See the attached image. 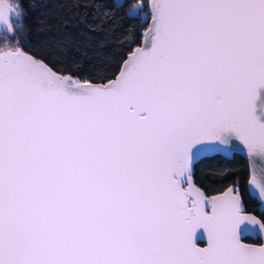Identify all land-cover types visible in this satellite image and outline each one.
I'll return each instance as SVG.
<instances>
[{
	"label": "snow or ice",
	"instance_id": "1",
	"mask_svg": "<svg viewBox=\"0 0 264 264\" xmlns=\"http://www.w3.org/2000/svg\"><path fill=\"white\" fill-rule=\"evenodd\" d=\"M151 8L145 46L102 85L0 49V264H264L238 190L208 199L190 179L206 141L264 162V0ZM14 12L0 0L9 32Z\"/></svg>",
	"mask_w": 264,
	"mask_h": 264
},
{
	"label": "trees",
	"instance_id": "2",
	"mask_svg": "<svg viewBox=\"0 0 264 264\" xmlns=\"http://www.w3.org/2000/svg\"><path fill=\"white\" fill-rule=\"evenodd\" d=\"M20 13L10 34L0 30V46H20L54 70L89 81H104L118 71L127 53L140 42L148 16L129 11L137 0H14ZM194 181L205 193L235 183L246 210L264 222V212L248 194L247 162L232 157L205 155L193 165Z\"/></svg>",
	"mask_w": 264,
	"mask_h": 264
},
{
	"label": "water",
	"instance_id": "3",
	"mask_svg": "<svg viewBox=\"0 0 264 264\" xmlns=\"http://www.w3.org/2000/svg\"><path fill=\"white\" fill-rule=\"evenodd\" d=\"M151 3H152V0H146V9L149 12V15H148L147 23H146L145 27L141 31V39H140V42L137 45H135L127 53L126 57L122 60L118 71L111 78H108V79H106L104 81H89V80L77 78V77H75V76H73V75H71L69 73L58 72V71L54 70L50 65H48V66L51 67L52 70L54 72H56L57 74L64 75V76H69L73 80H75L77 83H81V84H83L85 82H89V83H91L93 85H102V84L107 83L109 80H113V79L117 78V76L119 75V73H120V71L122 69L123 62L128 59L129 55L135 49L142 48L146 44V39H147V36H148V30L150 29V26L152 24V20H151V12H152ZM14 7H15V5H14ZM15 9H16V7H15ZM16 11H17V9H16ZM16 18H17V15H15V12L12 13V15H11V21L13 19H16ZM0 30H3L7 34H10L12 32V31L9 32L3 25H0ZM16 47L21 48L25 53L33 56L37 60H42L41 58H37L33 54H31L30 52L24 50L20 46H15V47H0V49H8V48H16ZM42 61L44 63H46L44 60H42ZM258 109L261 112H264V91H262V98H261V100L258 101ZM198 147H199V151L196 153V156H195V158L193 159V161H192V163L190 165V179H191V182L194 184V186L197 187V188H199L204 193V195H205L206 198L211 199L212 197L219 196V195L225 193L229 188L237 189L238 192H239V194H240V191L238 189V186L235 183H230V184H228L226 187H224L220 191L211 193L209 195L206 194L204 192V190L198 184H196V182L194 181V175H193V171H194L193 165H194V163L199 158H201L202 156H205V155H211V154H214V153H219V154H221L223 156L229 157V156H231V154L233 152H237V153H239L240 155H242L244 157V159L247 162V166H248V176H247V181H246V190H247L248 194L250 196H252L258 202V206H257L258 207V210L260 212H264V200L261 199L259 190L254 185H252V183H251L252 178H253V172L254 171H255V174H256L257 179H261L262 177H264V167L261 166L262 164H264V162H261L258 159H256L255 162H254L253 157H250L249 156V154L247 152V149H246V146H244L243 143L241 141L237 140V139H233L229 145H219L215 141H206L202 145H199ZM185 187H187V185H185ZM240 196H241V194H240ZM242 212L245 215H253L259 221L262 222L261 218L255 212H253L251 210H246L245 209L244 204H243V200H242ZM244 236L259 237L260 238V241L259 242L248 241V240H245L244 239ZM241 239H242V242H244V243L251 244V245H257L258 246V245L264 244V232H262L261 230H258V229H254L252 226H250L248 224H245L241 228ZM199 241H202L203 243H200ZM206 242H207L206 241V234H205L204 230L201 229L197 233V243L199 244V246H206Z\"/></svg>",
	"mask_w": 264,
	"mask_h": 264
},
{
	"label": "rangeland",
	"instance_id": "4",
	"mask_svg": "<svg viewBox=\"0 0 264 264\" xmlns=\"http://www.w3.org/2000/svg\"><path fill=\"white\" fill-rule=\"evenodd\" d=\"M10 1L15 5L14 0H10ZM129 11L133 13H138L142 19H145L149 15V12L146 9V0H137L136 3L130 6ZM8 46L11 45H3L0 47H8Z\"/></svg>",
	"mask_w": 264,
	"mask_h": 264
},
{
	"label": "flooded vegetation",
	"instance_id": "5",
	"mask_svg": "<svg viewBox=\"0 0 264 264\" xmlns=\"http://www.w3.org/2000/svg\"><path fill=\"white\" fill-rule=\"evenodd\" d=\"M233 153L231 154V156L229 157H232ZM243 157V156H242ZM206 194H211V193H206ZM257 206H258V203H257ZM258 209V207H257ZM259 211V210H258ZM244 239L245 240H248V241H255V242H259L260 241V238L259 237H252V236H244ZM200 243H203L202 241H199Z\"/></svg>",
	"mask_w": 264,
	"mask_h": 264
}]
</instances>
